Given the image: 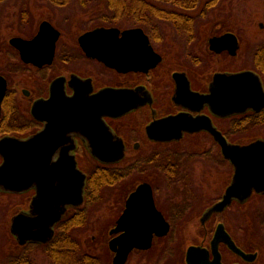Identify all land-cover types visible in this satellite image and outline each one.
Instances as JSON below:
<instances>
[{
  "label": "flooded vegetation",
  "instance_id": "flooded-vegetation-1",
  "mask_svg": "<svg viewBox=\"0 0 264 264\" xmlns=\"http://www.w3.org/2000/svg\"><path fill=\"white\" fill-rule=\"evenodd\" d=\"M74 1L46 0L42 6L48 14L36 29L32 26L29 34L10 37L0 60V76L6 80L0 139L26 140L46 132L42 144L56 146L51 162H65L55 167V173L68 178L66 154H70L85 174L83 201L60 206L56 179L54 188L46 190L0 188L5 210L13 212L0 264H114L117 251L111 242L125 232L114 229L125 225L137 232L140 227L154 231L151 245L134 247L124 264H172L173 241L178 243V229L183 228L182 234L186 228L195 231L185 232L194 237L183 251L182 263L189 264L191 245L207 248L212 262V241L221 224L237 243L231 229L236 208L244 209L246 237H251L254 219L264 229V190L254 188L246 199L234 198L223 210L205 215L223 199L235 178L236 164L224 154V144L245 147L264 141V42L248 49L252 36L235 21L237 29L214 30L204 39V26L211 23L222 0H79V9L61 11L58 18L59 10ZM29 11L24 9L20 28L30 25ZM107 31L116 35L112 37L116 65L95 54L106 46ZM228 32L236 36L237 43L231 37L219 49L212 48L211 38ZM39 34L38 44L28 48L36 61L26 60L11 43L14 36L32 40ZM2 53L0 47V59ZM251 61L255 66L251 67ZM244 71H254L261 78L262 87L255 88L254 96L246 84L236 86L217 77ZM107 89L118 91L119 104L129 101L133 105L102 116L110 135L102 129L66 130L74 121L60 116L59 108H43L39 117L33 113L35 103L49 100L52 90L74 97ZM236 90L243 95L237 96ZM95 141L106 147L122 142L124 155L118 160H101L92 152ZM66 188L64 193L70 191ZM89 189H100V204L90 202ZM133 193L137 195L129 208ZM257 197L261 205L256 209L252 203ZM93 209L98 212L95 219ZM18 214L25 218L21 223L26 226L24 242L12 230ZM32 233L41 236L29 238ZM92 244L100 245L101 251L93 252ZM219 250L222 264L253 263L261 252L257 247L245 250L256 253L246 259L224 240Z\"/></svg>",
  "mask_w": 264,
  "mask_h": 264
},
{
  "label": "water",
  "instance_id": "water-1",
  "mask_svg": "<svg viewBox=\"0 0 264 264\" xmlns=\"http://www.w3.org/2000/svg\"><path fill=\"white\" fill-rule=\"evenodd\" d=\"M45 25L46 23L42 28H44ZM104 33L108 35L105 43L106 46L102 50L96 51L95 54L99 55L107 63L116 65V42L112 41V37H116V35L112 34L111 31ZM40 37L41 35L39 34L34 39L28 40L20 36H14L11 38V43L21 50L26 60L36 61L34 52L29 49L38 44ZM231 37H235L237 43L236 36L229 32L221 36L212 37V48L219 49L220 46L226 44ZM28 51L30 52L29 57L26 55ZM53 54L54 43L49 51L50 58L53 57ZM217 77L222 79L225 83L235 84L236 86L241 83L246 84L249 94H252V96L255 95V88L257 86L262 87L261 78L254 71H244L230 75L219 74ZM248 90L246 92H248ZM5 91L6 80L0 76V110ZM237 91L238 90H236V95L238 96L241 92ZM243 93L244 92L241 94L243 95ZM118 96V91L109 89L103 90L93 96L76 94L74 97H68L63 91L52 90V96L49 100L35 103L33 113L35 116L39 117L43 116L41 115V112H44L43 108H59L60 114H58L60 116H70L74 121V125L66 130L76 129L83 132L86 130H88L87 132H99L100 129H102L105 134L110 135L102 116L104 114H118L133 108V105L129 101L124 102L123 105L119 104ZM49 114L53 116L52 112H49ZM84 119H88L89 123L85 122ZM170 121L172 120H168L167 122ZM162 122L165 123V121ZM44 135H46V132L44 134H35L26 140L13 136H5L0 139V155L3 158L0 164V188L19 191L31 186H36L46 190L54 188L56 179L60 182L58 186H55L60 189V206L68 203H82L85 174L78 168L75 157L66 154L69 157V160L66 162L68 178H65L63 174L57 175L55 173V167L57 165L61 167L65 165V162L62 160L57 163L51 162L50 157L52 153L55 152L56 146L52 147L51 145L42 144ZM49 140L52 142L53 139L50 138ZM97 142H92L91 148L93 154L101 160H118L124 155V145L122 142L114 147L101 146L99 143L97 144ZM223 151L224 154L236 164L235 178L228 187L223 199L211 207L205 215H209L216 210H223L234 198L239 200L246 199L250 196L254 188L259 191L264 190V141H257L245 147L224 144ZM66 187L70 188L68 193L62 191L63 189H67ZM136 195L137 193H133L130 196L128 201L129 208L132 207ZM24 221L25 218L23 215L18 214L15 216L12 225V230L18 236L20 242H24L23 237L25 236L24 230L26 226H21V223H24ZM124 221L123 219L121 222ZM114 230H125L123 234L116 237L111 242V248L117 251L114 264H124L134 247H149L152 242V233L154 231L151 227L146 230L140 227L139 232H137V228L129 225H125V227L119 226ZM138 234H141L143 238L142 236L139 237ZM40 236L41 235L37 233L28 235L29 238L34 239H39ZM220 240H224L231 249L246 259H250L256 255V253H247L239 247L227 233L224 225L221 224L217 228L215 237L212 241V250L215 254V259L212 262L208 261L209 250L207 248L191 245L187 252V262L189 264H222L219 250Z\"/></svg>",
  "mask_w": 264,
  "mask_h": 264
},
{
  "label": "rangeland",
  "instance_id": "rangeland-1",
  "mask_svg": "<svg viewBox=\"0 0 264 264\" xmlns=\"http://www.w3.org/2000/svg\"><path fill=\"white\" fill-rule=\"evenodd\" d=\"M79 0H75L73 4H69L68 7L59 10L58 18L62 16L61 11H74L73 7L79 9V5L76 3ZM46 2V0H2L0 3V47L2 50L3 57L0 60L4 59V55L6 54V48L9 44V39L12 35L17 34H29L30 30H32V26H34L33 31L36 29L39 20H41L45 15L48 14L47 8L42 5ZM73 2V1H72ZM24 9H29V14L27 16L28 22L35 23L34 25H29L28 27L20 28L19 22L23 17ZM216 14L213 15L211 23L208 26H204V39H207L213 31H224L228 28L237 29V25L233 22L235 21L239 25H244L248 31L250 36H252L251 44L248 49L254 50L258 44L264 42V0H222L220 5L215 8L214 11ZM234 14V16H233ZM234 18V20H233ZM211 19V17H210ZM235 24V25H234ZM215 27H214V26ZM25 28V29H24ZM22 31V32H21ZM206 41V40H205ZM248 44V42L246 43ZM247 46V45H246ZM253 60V59H252ZM2 64L3 62L0 61ZM251 67L255 66L254 61L250 62ZM1 162V158H0ZM107 193H112V191H107ZM6 201V200H5ZM3 197L0 199V254L6 251L5 245L9 240L8 233V222L10 219L12 211L5 210L4 204L6 205ZM263 202V201H262ZM96 203V204H95ZM93 204L98 205L100 201L95 202ZM8 204V203H7ZM254 208H259L261 205V200L257 197L253 200L252 203ZM253 208V209H254ZM256 214V212H255ZM98 215V212H94L93 209V219ZM233 225L231 226L232 231L234 232L238 245L241 246L246 251L254 250L259 248L260 258L253 263L247 264H264V229L261 227L260 223L254 219L252 222V234L251 237H246L244 235V229L246 227L244 209L236 208L235 216L233 217ZM183 229H178L181 233H179L178 243H174L173 241V250L175 248L176 255L172 257V262L174 264H183L181 257L183 256V251L186 249L187 245L193 240V233L190 232L195 231V228L189 229L186 228L185 232L189 229V234H182ZM93 245V244H92ZM8 246V245H7ZM92 251L100 252L101 248L93 245ZM176 263H175V262ZM181 262V263H179ZM172 263V264H173Z\"/></svg>",
  "mask_w": 264,
  "mask_h": 264
},
{
  "label": "trees",
  "instance_id": "trees-1",
  "mask_svg": "<svg viewBox=\"0 0 264 264\" xmlns=\"http://www.w3.org/2000/svg\"><path fill=\"white\" fill-rule=\"evenodd\" d=\"M1 2H2V0H0V3ZM263 48H264V45H263ZM88 197H90L89 200H90L91 203H95V202L100 201V199H101V191H100V189L98 190V192H91V190L89 189Z\"/></svg>",
  "mask_w": 264,
  "mask_h": 264
}]
</instances>
